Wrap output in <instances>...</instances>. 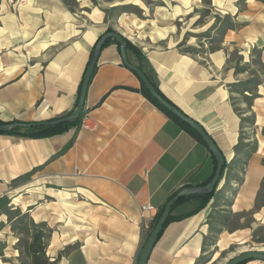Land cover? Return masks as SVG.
<instances>
[{
	"label": "crops",
	"instance_id": "crops-1",
	"mask_svg": "<svg viewBox=\"0 0 264 264\" xmlns=\"http://www.w3.org/2000/svg\"><path fill=\"white\" fill-rule=\"evenodd\" d=\"M94 16L80 19L63 0H0V122L51 121L76 108L93 49L110 27L104 15ZM116 30L141 49L160 92L205 129L226 160L210 202L181 203L172 214L180 219L164 230L147 263L199 264L215 219L252 213L264 223V207L255 210L264 182V83L250 111L239 115L232 87L240 77L225 70L231 41L202 59L180 51L173 24L147 35L138 28L133 38ZM252 42L264 49L262 36ZM140 87L117 45H108L86 96L92 128L41 139L0 134V202L15 197L18 181L34 172L23 199L39 197L36 216L54 229L47 256L58 264H138L149 223L170 195L184 185L203 186L213 172L209 151ZM250 112L255 123L246 127L242 118ZM252 129L258 133L250 137ZM146 206L155 211L143 212ZM241 230L251 231L223 233L219 243L239 241Z\"/></svg>",
	"mask_w": 264,
	"mask_h": 264
},
{
	"label": "rangeland",
	"instance_id": "rangeland-1",
	"mask_svg": "<svg viewBox=\"0 0 264 264\" xmlns=\"http://www.w3.org/2000/svg\"><path fill=\"white\" fill-rule=\"evenodd\" d=\"M63 1L80 19L86 18L93 12L94 18L100 21L104 15L107 24L114 32L118 29L132 38L138 28L147 35L149 31L158 29L160 25L173 24L177 30L180 51L202 59H207L210 53L221 48L224 40L231 41L225 44L227 50L225 70L234 69L240 77V84H234L232 89L236 91L237 87L238 89L246 87L252 91L259 83H264V49L261 45L252 42L257 36L264 38V0ZM141 25L143 26L138 27ZM232 25L234 27L229 29ZM249 80H253L252 84L245 86ZM234 103L239 110H247L244 99L236 93H234ZM256 133L258 132L252 129L248 134L252 137ZM262 135L264 136V129ZM30 180L31 178L28 177L18 181L20 190L15 193L16 195L14 194L15 197H6L0 202V213L3 217L1 264H29L24 254L23 240L40 229L48 236V246L51 242L53 227L41 222L36 216L40 212L36 211L40 207L39 197L29 198L27 204L23 199L25 192L32 191L29 186ZM262 207H264V182L255 210L259 211ZM248 228L251 231L241 230L242 238L239 241L232 239L230 241L232 244L228 247L224 245L227 243H219L223 233L228 235L234 229ZM205 251L199 264H227L234 257L247 251L264 252V223H256L252 213L231 216L226 220L217 218L206 241Z\"/></svg>",
	"mask_w": 264,
	"mask_h": 264
},
{
	"label": "water",
	"instance_id": "water-1",
	"mask_svg": "<svg viewBox=\"0 0 264 264\" xmlns=\"http://www.w3.org/2000/svg\"><path fill=\"white\" fill-rule=\"evenodd\" d=\"M110 39H113L116 41L120 48L121 57L123 60L124 65L134 72L140 81L145 85L146 89L149 91L151 96L158 101V103L168 110L171 114H173L175 117H177L179 120H181L183 123L190 126L205 142L206 146L208 147L210 153L214 157L217 165L216 170L214 173L213 178L211 181L205 185L200 187H189V188H183L181 189L171 200L168 201V203L165 205V208L158 219L155 227L151 231L147 241L144 244V247L140 253L139 256V262L138 264H147L149 257L152 253V250L154 249L156 243L158 242V239L162 233V230L167 223V220L171 214V210L173 206L182 198L194 196V195H200V194H206L211 195L215 192L217 184L220 182L222 177V171L226 165V160L214 142V140L208 135V133L205 131V129L198 124L196 121L192 120L188 116H186L179 108L174 106L172 103L168 102L166 99H164L156 90L154 85L150 82V80L146 77L144 72L140 70L137 66L131 64L129 62L127 51L125 49V40L124 37L118 33V32H106L101 36V38L97 41L93 52L91 54V58L89 60V63L87 65L86 71L83 76L81 89L78 97V102L76 105V108L67 116L60 117L55 120L51 121H45V122H37V123H30V124H0V134H5L9 132L13 127L19 126L21 128L29 129L34 127H47V126H55L59 124L64 123H74L77 120H79L81 114L83 113L85 102H86V96L88 92V88L90 85V82L92 80V76L94 74L95 68L97 67V63L100 57V54L106 44V42ZM261 261L264 262V252L259 251H247L244 252L233 259H231L227 264H244L248 261Z\"/></svg>",
	"mask_w": 264,
	"mask_h": 264
},
{
	"label": "trees",
	"instance_id": "trees-1",
	"mask_svg": "<svg viewBox=\"0 0 264 264\" xmlns=\"http://www.w3.org/2000/svg\"><path fill=\"white\" fill-rule=\"evenodd\" d=\"M234 27V25H232L229 29H232ZM106 32H114V30L112 28H108ZM101 38V36L98 38V40ZM125 49L127 51V56L129 59V62L131 64H133L131 62V58H135L137 64H133L135 66H137L140 70H142L144 72V74L146 75V77L150 80V82L154 85V87L156 88L157 92L164 98L166 99L168 102H170L159 90L157 84L149 77V75L146 73V71L144 70V63L146 62V60L144 59L141 49L136 47L135 45H133L129 40L125 39ZM117 45V47L119 48L118 44L116 43L115 40L110 39L106 42L105 47H107L108 45ZM120 49V48H119ZM218 49V48H217ZM97 71V67L95 68L94 74L92 76V78L94 77L95 73ZM134 73V72H133ZM135 74V73H134ZM136 75V74H135ZM137 76V75H136ZM138 77V76H137ZM140 80V79H139ZM253 80H249L245 86H249L252 84ZM141 82V81H140ZM240 84V82L238 83ZM261 83H259L257 85L260 86ZM242 87V86H240ZM256 88V87H255ZM81 89V87H80ZM253 91V92H252ZM248 90L246 87L245 88H239L237 87L236 91L233 90V93H236L238 95H240L243 99H244V103L247 106L248 111L244 112L241 111L237 108L236 104L234 103V107H235V111L239 114V115H244L245 113L250 111V107L252 105V101L253 99L257 96L256 94V89L255 90ZM80 92V91H79ZM139 92L146 97L154 106H156L162 113H164L170 120L176 122L182 129H184L187 133H189L198 143H200L201 145H203L208 151V147L206 146L205 142L202 140V138L187 124L183 123L181 120H179L177 117H175L173 114H171L168 110H166L165 108H163L156 99H154L151 94L149 93V91L146 89L145 85L141 82V87L139 89ZM246 93H249L250 96H248ZM234 100V98H233ZM171 103V102H170ZM84 110L83 113L81 114L79 120H77L74 123H64V124H59V125H55V126H47V127H34V128H29V129H25V128H21L19 126H15L13 127L9 132L5 133V134H1V135H7V136H14L17 138H28V139H41V138H48V137H53L56 135H61V134H65L67 132H69L72 129H79L80 126V122L81 119L83 117L84 114ZM70 114V113H69ZM67 114V115H69ZM65 115V116H67ZM64 117V116H63ZM255 123V114H253L252 112H250L249 115L245 116L242 118V124L246 127H252L254 126ZM0 124H10V125H14V124H20L18 122H0ZM72 141L69 142L66 147L64 148V151L67 150L71 145H72ZM252 149V148H251ZM210 153V151H209ZM210 157L213 163V172L210 176V178L204 182L203 186L207 185L211 179L214 176L215 170H216V161L214 159V157L212 156V154L210 153ZM238 159L235 158L234 162L237 161ZM226 169V165L222 171V176L224 174V171ZM34 172H31L30 174L26 175L23 178H28L30 177ZM22 178V179H23ZM222 178V177H221ZM219 184V183H218ZM218 184L216 186V189L218 187ZM189 187H193L192 185H184L183 188H189ZM181 188V189H183ZM181 189H178L176 191H174L169 199L171 200ZM216 192V190H215ZM215 192L211 195H206V194H200V195H194V196H189V197H184L182 199H180L172 208L171 210V214L167 220V223L165 224L161 235L163 234L164 230L168 227V225H170L172 222L179 220L180 218H177L175 216H173V212L174 210L184 201L186 200H191V199H195V200H199L200 201V206L203 208L204 206H206L210 200L213 198ZM165 208V205L162 206L155 218L153 219V221H151L149 223V226L147 228V237H149L151 231L153 230V228L155 227L158 219L160 218L163 210ZM160 235V236H161ZM208 239H206L207 241ZM48 247V236L45 233V231H43L42 229L38 230L37 232H35L34 234H31L29 236H27V238L25 240H23V248H24V254L26 256V258L29 261V264H58V259L51 261L47 255H46V250ZM251 262V261H248ZM248 262L244 263L247 264Z\"/></svg>",
	"mask_w": 264,
	"mask_h": 264
},
{
	"label": "built area",
	"instance_id": "built-area-1",
	"mask_svg": "<svg viewBox=\"0 0 264 264\" xmlns=\"http://www.w3.org/2000/svg\"><path fill=\"white\" fill-rule=\"evenodd\" d=\"M92 127H93V122L91 121L89 115L84 113L83 117L81 119V122H80L79 129L80 130H88V129L92 128ZM142 211L143 212H147V211L154 212L155 209L153 207L146 206V207H143ZM151 221H153V219Z\"/></svg>",
	"mask_w": 264,
	"mask_h": 264
}]
</instances>
